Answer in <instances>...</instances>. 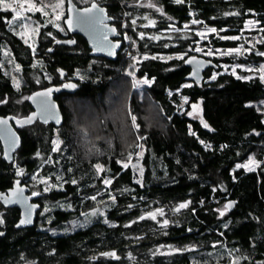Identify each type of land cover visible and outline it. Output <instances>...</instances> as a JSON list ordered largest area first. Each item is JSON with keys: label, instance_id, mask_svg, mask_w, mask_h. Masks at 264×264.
<instances>
[{"label": "trees", "instance_id": "16d2710c", "mask_svg": "<svg viewBox=\"0 0 264 264\" xmlns=\"http://www.w3.org/2000/svg\"><path fill=\"white\" fill-rule=\"evenodd\" d=\"M96 1L118 27L124 22L134 48L149 55L138 61L135 74L151 81L143 88L152 107L144 104L139 111L143 102L131 94L136 129L122 113L113 117L105 110L103 95L123 105L129 90L124 69L130 57L124 51L114 59L92 56L80 36V51L77 44L56 45L47 54L59 30L46 24L35 54L43 62L42 70L32 66L33 51L8 27L5 19L11 17L10 11L0 9V115L22 116L31 109L27 99L15 101L17 92L2 66L4 49L5 59L20 65L26 93L49 82L41 78L37 86L32 74H47L53 83L58 80L57 67L70 76L77 69L83 75L81 80L74 77L73 93L57 96L61 125L35 121L17 128L21 143L10 164L2 158L0 145V191L18 177L31 193L34 180L41 178L35 187L39 195L33 196L40 207L32 225L16 227L18 207L0 203L4 218L0 264H264V117L256 104L264 99V81L223 72L219 63L260 57L213 58L217 66L207 68L201 82H195L186 78L185 57L193 53L196 36L178 30L191 19L190 9L203 23L223 28L220 33L229 36L251 17L264 26V0H158L165 16L156 18L149 37L138 35L142 28L133 0ZM171 24L177 29L168 31ZM209 36L214 47L235 44L213 33ZM177 51L187 54L159 56ZM90 117L98 136L92 146L81 136ZM55 129L61 142L53 151ZM141 146L143 172L138 177L120 159ZM250 154L259 164L247 170L239 163ZM15 164L22 167V175L16 174ZM97 164L103 166L99 174ZM44 178L55 183L48 191ZM105 179L112 183L106 185ZM227 201H234V206L219 216L217 208ZM183 203L188 206L179 208ZM96 205L106 206L102 215L76 223ZM113 252L115 256L102 255Z\"/></svg>", "mask_w": 264, "mask_h": 264}, {"label": "rangeland", "instance_id": "374dc122", "mask_svg": "<svg viewBox=\"0 0 264 264\" xmlns=\"http://www.w3.org/2000/svg\"><path fill=\"white\" fill-rule=\"evenodd\" d=\"M77 1V0H76ZM91 0H80L82 3H89ZM176 2V0H173ZM7 3L11 4V8L8 9L11 13V17L5 19L8 27L11 29L15 30L17 34L23 39L28 41V45L30 49L34 53V57L32 59V66L40 67L41 69L43 68V62L41 61L40 57L36 56V47H37V39L39 37V34L41 32V29L43 28L44 25L50 24V27L56 28V29H61V20L65 15V7H66V0H64L63 5L60 8H54L53 5L57 4L59 0H6ZM32 3H36V7H41L42 5L46 6L44 8V11H47L48 15L45 16L42 11H29V7ZM149 5H153L150 7ZM132 8L136 10V15L135 18H140V26L141 30L138 32V35L141 36V33H143L144 36H151L150 35V29H153L155 24H156V18L158 16H165L162 7L158 0H133L131 3ZM1 10H3V7H0ZM159 9V11H158ZM62 13V15H61ZM140 14L138 17L137 14ZM189 14L191 16V19L189 20L188 23H183V26L181 29L178 30H187L190 31L193 36H196V39L193 40L192 42V51L193 54H198L202 56H206L208 58H222L225 56H234V57H240V58H247L249 54H253L255 57H260V60L258 61H248V62H241L235 60L234 62L231 63H224L220 61L221 65V71H226V72H231L235 76H239L242 78H250V77H255L257 76L260 78L262 68L261 66L264 65V56L259 55V53H264V26L260 25V20L256 17H251L248 18L244 21L243 26L239 29V32L235 35H225L221 34L220 30L223 28H216L214 26L207 25L203 23L200 19H198L195 16V13L192 9H190ZM56 15H61V19L59 21H55V23L59 24V27L53 26L52 23H49V21H54ZM15 18V19H14ZM9 21H12L11 24H9ZM149 21H152L153 23H149ZM193 21H198V23H192ZM185 25L188 27L185 28ZM121 30L125 33L124 34V48L121 52L124 51L126 56H129L130 62L125 66V73L128 76V85H129V90L127 91V95L124 99V103L122 105L121 102L117 101H109L108 98L107 100L104 99L106 94L103 95V104L105 110H108V113L112 112V116L116 117V114L118 116L121 115L126 117L127 120L129 121L132 129L137 128V123L135 120V124L133 123L132 117H137V115H134L133 110H131L130 106V99H131V94H135L137 97V100L139 103L143 102V105H140L139 111H143L144 104L148 106L150 109L152 107L151 100L149 101L147 96H145L144 92V86L147 84L144 83H137L136 86L134 87V82L137 81H143L146 79L145 77H138L136 76V65L139 60L144 58L145 56H149L147 53H141L137 51L134 47L135 44H132L131 39H125V36L130 37L128 31L126 30V26L124 25V22L122 23L121 26H119ZM39 28L38 32L32 31L33 29ZM214 28L216 29L215 32H210L208 29ZM177 29L174 25H169V28L167 29L168 31L175 30ZM166 30V29H165ZM200 33H204L203 36L199 35ZM213 33L215 36H217L220 39H223L222 37H237V39H232L235 41V44L233 46H228V47H214L210 43V36L209 34ZM159 36V35H158ZM157 35H155V38H158ZM131 42V43H130ZM130 48V46H132ZM197 49H200V51H197ZM230 49H238V52H229ZM211 52L212 54L209 55L208 53ZM6 54H8L7 50H3V59L6 60V64L4 63V60L2 62V66L4 68V71L9 75L14 90L17 92V95L15 97V101L17 103H22L25 99H27V96L29 94L26 93L23 88L27 86V83H24L22 78L23 75L22 69L20 65L10 58L5 59ZM186 51H177L174 54H167V55H162L159 54L160 57L163 58H168V57H177L181 58L182 56L186 55ZM135 57V61L132 59ZM17 65H19V70H17ZM212 67V66H210ZM209 68V67H208ZM43 70V69H42ZM129 73H132L130 75ZM73 77L78 78L81 80L83 78V75L80 73V70H75L73 72ZM48 79L47 74H43V76H40L39 74H32L31 79L37 86L39 85L40 79ZM19 81V88H17L13 81ZM106 100V101H105ZM85 103V102H84ZM259 109L261 110L263 117H264V99L260 100L259 102L256 103ZM122 105V107H121ZM91 110V109H90ZM143 115V114H142ZM144 117V115H143ZM121 118V117H120ZM122 119V118H121ZM90 121L94 124L92 125L91 122H87L84 124V127L82 128L81 131V136L83 137L82 141H89L91 143V146L94 145L95 140H97L98 136H95V130L93 127H95V120L90 117ZM114 121V120H112ZM79 125V123H78ZM80 126L82 127L81 121H80ZM101 137V136H100ZM132 138V137H131ZM130 138V139H131ZM55 142V143H54ZM61 140L59 138V133L58 130H54V135L51 139V144L52 148H58ZM87 143V142H86ZM143 147L141 146L140 148L138 147L134 154H130V156L124 155L122 159H120V162L122 165L125 163L128 164L135 172L136 175L141 176L143 172V165L141 162L142 158V153ZM144 152V151H143ZM129 157H131V160H129ZM250 159L252 161H255L256 163H250ZM259 164V160L255 158L254 155L250 154L245 160H243L241 163H239L240 166L244 167L247 170L250 169H255ZM101 165V164H100ZM16 171L22 170V167H20L18 164H15ZM17 174V172H16ZM106 180V179H105ZM103 180V181H105ZM41 181L40 179H35L34 183L32 184V191L37 192L38 189H36V184ZM44 183H45V188H48V186H54L55 183H52L49 181V179L44 178ZM225 204L222 203L218 208L217 212L218 215L220 216V212L224 210ZM106 206L105 205H96L95 207H92L91 209L87 210L83 215L76 220L77 224H84L85 222L91 221L95 217L102 215L105 211ZM1 214L3 213L0 212ZM226 213V212H225ZM3 217H0V220L3 221ZM75 221V220H74ZM212 245L215 244H222L221 242H212Z\"/></svg>", "mask_w": 264, "mask_h": 264}, {"label": "water", "instance_id": "95a60500", "mask_svg": "<svg viewBox=\"0 0 264 264\" xmlns=\"http://www.w3.org/2000/svg\"><path fill=\"white\" fill-rule=\"evenodd\" d=\"M140 1V0H138ZM97 7L93 9V5ZM92 9L91 12L85 11ZM103 9V11H99ZM66 15L63 18L65 27L70 33H77L84 37L90 48L92 56H102L114 59L117 56V51L120 49L122 41L119 39L120 32L114 24L111 23L113 17L108 15L107 9L98 1L92 0L87 5H76L73 0H66ZM116 31L113 32L112 29ZM105 37H107L105 39ZM118 38V39H115ZM73 41L74 37L67 39H58L46 49V53L52 52L56 44L73 45L67 43ZM185 63L189 67V72L186 78L195 82H201L204 77V71L212 66H217V63L206 56L198 54H188L185 57ZM57 72L61 79L67 75V71L61 67H57ZM71 85H75L72 87ZM76 90V82L74 80H65L60 86H48L46 88L31 91L27 96V101L32 106L27 114L16 116L14 114L0 115V143L2 147V158L10 164L13 160L14 152L21 143V136L17 131L18 127L33 124L35 121L42 123H53L55 126L61 125L63 114L57 100L54 98L55 92L73 93ZM29 118L30 121H29ZM28 185L21 183L18 177H13L12 183L5 190L0 191V203L9 207L15 206L20 210L19 218L15 223L16 227L29 226L34 223L37 210L40 205L38 201H33V195L28 192ZM232 202L231 209L234 206V201H227L226 205ZM26 221L21 224V221ZM3 231L0 230V236Z\"/></svg>", "mask_w": 264, "mask_h": 264}, {"label": "snow or ice", "instance_id": "6c2138e0", "mask_svg": "<svg viewBox=\"0 0 264 264\" xmlns=\"http://www.w3.org/2000/svg\"><path fill=\"white\" fill-rule=\"evenodd\" d=\"M182 2H183V0H176V3H182ZM63 3H64V0H59V2H58L57 4L53 5V7H54V8H60V7L63 5ZM149 6L152 7L153 5H149ZM0 7H3V10L7 11L9 8H11V4L7 3L6 0H0ZM45 7H46V6L42 5V3H41V7H36V3H32V4L30 5V7H29L28 10H29V11H42L43 14H44L45 16H47V15H48L47 11H44V8H45ZM96 7H97V6L94 4V5H93V9H95ZM85 11H87V12H91L92 9H86ZM99 11L102 12L103 9H100ZM158 11H159V9H158ZM61 15H62V13H61ZM61 15H56V16H55V20H54V21H49V23H52L53 26H55V27H59V24L55 23V21H59V20L61 19ZM14 19H15V18H14ZM11 23H12V21H9V24H11ZM133 23H135V21H133ZM149 23L151 24V23H153V22H152V21H149ZM192 23H198V21H193ZM187 27H188V26L185 25V28H187ZM32 31H34V32H38V31H39V28L33 29ZM112 31L115 32L116 29L113 28ZM208 31H210V32H215L216 29L211 28V29H208ZM49 35H51V34H49ZM199 35L203 36L204 33H200ZM141 37H143V33H141ZM106 38H107V37H105V39H106ZM222 38H223V39H237V37H222ZM125 39H130V37L125 36ZM25 43H28V41L25 40ZM67 43H74V42H73V41H68ZM197 51H200V49H197ZM238 51H239L238 49H230V50H229V52H238ZM208 54L211 55L212 53L209 52ZM259 55L264 56V53H259ZM148 58H149V57H147V56L144 57V59H148ZM150 58H151V59H156V57H150ZM132 59L135 61L136 58L133 57ZM16 67H17V70H19V65H17ZM34 67H35V65H34ZM261 68H262V71H261L260 79H261L262 81H264V65H262ZM129 74L132 75V73H129ZM245 78L247 79V77H245ZM212 79H215V75H213ZM13 83H14V85H15L17 88H19V86H20L19 81L14 80ZM137 83L150 84L151 81L148 80V79H144L143 81H137V82H134V85H133V86L135 87ZM71 86H72V87H75V85H71ZM0 103H3V101H0ZM193 107L195 108L196 106L193 105ZM189 115H192V113H189ZM30 119H31V118H29V121H30ZM132 120H133V123L135 124L136 117L133 116V117H132ZM201 122L203 123V125H204L205 128L209 127L207 123H205V122H203V121H201ZM192 134H194V133H192ZM54 143H55V142H54ZM53 151H56V148H54ZM129 160H131V157H129ZM118 163H119V161H118ZM250 163H256V162H255V161H252V160L250 159ZM123 167L127 168V167H128V164L125 163V164L123 165ZM95 168L97 169V173H98V174H99L100 171L103 170V166L100 165V164L95 165ZM22 174H23L22 170H18V171H17V175H18V176H19V175H22ZM33 179H35V177H33ZM57 179H59V177H57ZM72 183L75 184L76 181L73 180ZM104 183L107 185V184H111L112 181L106 179V180L104 181ZM45 191H48V188H45ZM32 195H33V196H37V195H39V193H37V192H33ZM92 199H95V197H92ZM113 199H114V198H113ZM187 206H188L187 203H183V204H180V205H179V208H185V207H187ZM231 206H232V202H230L229 204L225 205L224 210L220 212V215L223 216V215L225 214V212H226ZM157 211L160 212V214H163V210L158 209ZM149 215H151V216L153 217V219H155V215H154V214L149 213ZM141 219H143V217H141ZM0 222H2V221H0ZM25 222H26V221L22 220V221H21V224H23V223H25ZM167 223H168V221H164V224H165V225H166ZM102 255H105V256H115V253H114V252H113V253H103ZM233 264H238V261H234Z\"/></svg>", "mask_w": 264, "mask_h": 264}, {"label": "flooded vegetation", "instance_id": "af4514ba", "mask_svg": "<svg viewBox=\"0 0 264 264\" xmlns=\"http://www.w3.org/2000/svg\"><path fill=\"white\" fill-rule=\"evenodd\" d=\"M74 1V0H73ZM92 1V0H91ZM76 5L80 8V6H83V5H80V0H77L76 2ZM90 3V2H89ZM88 4V3H87ZM87 4H85V5H87ZM66 5V4H65ZM102 5V4H101ZM65 9H66V7H65ZM65 15H66V10H65ZM65 15H64V17H65ZM63 17V18H64ZM63 18H62V23H61V25H62V28L61 29H56L57 31L59 30V36H57V37H55L53 40H52V44H53V42L55 41V40H58V39H67V38H69V37H74V39H75V43L74 44H77L78 45V48H79V51H80V36H82V35H80V31L79 32H77V33H70L69 31H68V29L65 27V25H64V22H63ZM111 23L112 24H114L115 25V27L117 28V31H119L120 32V37H119V39L122 41V44H121V47H120V49L117 51V54L119 53V52H121L122 50H123V48H124V32L121 30V28H119L118 26H117V24L115 23V20H114V18H113V20L111 21ZM83 37V36H82ZM84 38V37H83ZM115 39H118V38H115ZM85 40V39H84ZM86 41V40H85ZM87 43V42H86ZM51 44V45H52ZM73 44V45H74ZM50 45V46H51ZM56 45H65V44H56ZM55 45V46H56ZM65 46H72V45H65ZM69 79H71V80H74V77L73 76H70V75H65L64 76V78L63 79H61L60 78V76L58 75V80H57V82H55V83H53V81L50 79V78H48V83H46L45 85H41V86H39V87H37V88H35V89H33V90H31V91H34V90H38V89H42V88H46V87H48V86H53V85H56V86H60L65 80H69ZM75 81V80H74ZM30 91V92H31ZM29 92V93H30ZM62 93H65V92H55L54 93V98L57 100V96H59L60 94H62ZM57 102H58V100H57ZM30 104V103H29ZM58 104H59V102H58ZM31 106V105H30ZM59 106H60V104H59ZM60 109H61V107H60ZM30 110H32V106H31V109ZM30 110H28V112L30 111ZM27 112V113H28ZM26 113V114H27ZM25 115V114H24ZM19 128V127H18ZM17 131H18V129H17ZM0 145H1V143H0ZM2 148V147H1ZM2 151V150H1ZM2 154V153H1ZM21 182V181H20ZM21 183H24V182H21ZM26 184V183H25ZM28 192H29V189H28ZM30 193V192H29ZM34 198V197H33ZM32 198V200L33 201H36V200H34ZM2 204V203H1ZM19 209V208H18ZM19 213H20V210H19ZM18 218H19V216H18Z\"/></svg>", "mask_w": 264, "mask_h": 264}]
</instances>
